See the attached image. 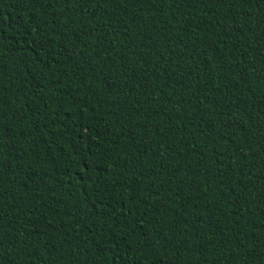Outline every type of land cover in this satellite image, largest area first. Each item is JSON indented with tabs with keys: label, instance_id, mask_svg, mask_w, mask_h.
Returning a JSON list of instances; mask_svg holds the SVG:
<instances>
[{
	"label": "trees",
	"instance_id": "obj_1",
	"mask_svg": "<svg viewBox=\"0 0 264 264\" xmlns=\"http://www.w3.org/2000/svg\"><path fill=\"white\" fill-rule=\"evenodd\" d=\"M0 264H264V0H0Z\"/></svg>",
	"mask_w": 264,
	"mask_h": 264
}]
</instances>
